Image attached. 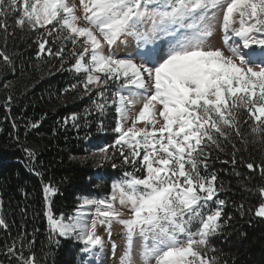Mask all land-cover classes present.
<instances>
[{
  "label": "snow or ice",
  "instance_id": "obj_1",
  "mask_svg": "<svg viewBox=\"0 0 264 264\" xmlns=\"http://www.w3.org/2000/svg\"><path fill=\"white\" fill-rule=\"evenodd\" d=\"M12 14L16 26L38 33L39 59H58L62 68L74 57L70 70L83 74L85 95L101 89L104 99L103 87L119 82L111 101L118 135L93 155L108 161L118 154L132 170L111 184L110 194L81 196L70 217L53 213L59 189L44 185L50 231L79 242V264H91L94 250L104 249L98 227L111 238L114 226L124 241L120 264H218L211 238L222 227L225 201L211 170L210 158L218 159L213 150L230 146L236 176L240 166L264 176V165L237 157L235 143H248L242 110L253 121L251 134L264 143V0H0L5 45V18ZM128 37L138 42L135 57H118L113 50ZM16 58L0 48L5 72H16ZM94 104L103 114L107 100ZM256 191L262 199L255 216L264 218V186ZM0 227L8 228L2 215ZM6 254L15 264H41L15 242Z\"/></svg>",
  "mask_w": 264,
  "mask_h": 264
},
{
  "label": "trees",
  "instance_id": "obj_2",
  "mask_svg": "<svg viewBox=\"0 0 264 264\" xmlns=\"http://www.w3.org/2000/svg\"><path fill=\"white\" fill-rule=\"evenodd\" d=\"M15 18L14 14L5 18L6 45L0 29V48L17 53L15 73L5 72L0 61V215L8 224L6 229L0 227V264H15L16 258L6 254L13 242L25 255L35 252L41 264H79V251L71 239L50 231L43 187L51 184L59 189L51 198L53 213L70 217L81 196L110 194L112 182L132 170L122 165L118 154L108 161L93 155L118 135L113 131L118 114L111 105L117 83L103 87L107 105L101 114L94 104L104 102L101 89L84 94L79 86L83 74L70 70L74 57H68L62 68L58 59H39L38 33L19 28ZM9 81L10 87H4ZM73 84L78 85L75 90ZM9 95L13 99L5 106ZM73 113L79 116L75 122L70 119ZM241 118L247 120L241 132L248 143L235 140L241 149L237 157L264 165V143L251 134L253 121L246 110ZM25 149L35 155L30 158ZM230 150V146L223 153L213 150L218 159L210 158L217 186L222 185L219 197L225 201L222 227L211 238L214 254L218 264H264V218L255 216L262 199L256 190L264 186V176L245 166L235 168L241 173L236 176Z\"/></svg>",
  "mask_w": 264,
  "mask_h": 264
},
{
  "label": "rangeland",
  "instance_id": "obj_3",
  "mask_svg": "<svg viewBox=\"0 0 264 264\" xmlns=\"http://www.w3.org/2000/svg\"><path fill=\"white\" fill-rule=\"evenodd\" d=\"M146 26L150 27V25H146ZM157 43L164 44L165 42L163 40H158ZM215 44L217 46H221V40H220L219 35H217L215 38ZM137 46H138V42L135 40V38L128 37L126 43L119 45L113 51L118 57H129V56L135 57V53L137 51ZM116 83L117 84H115L114 87L115 88L117 87V90H118L119 82H116ZM116 91L114 92L112 99L114 98ZM124 91L126 92V90H124ZM112 99H111V101H112ZM111 105L113 107H115L112 104V102H111ZM140 107H141V105H139V104L136 105V107L132 110L133 114H135V112L138 111ZM99 149L100 148H97L96 152H98ZM115 181H117V180H114L113 182H115ZM92 197H94V196H92ZM209 207H211V205H209ZM84 211L91 213L92 209H85ZM87 218L90 219L91 217L89 216ZM114 227L116 230L113 232V235L111 238L107 237V234L105 233V231L102 227H98V229H97L98 233L105 236V247L103 250H100V249L94 250L95 252L98 253V255L95 257H90L91 264H120V256H121V252L123 250L124 241L121 239L122 230H120L119 226H114ZM67 239H70V238H67ZM71 241L75 245V247L79 249V247H80L79 242L74 241L72 239H71ZM113 243L118 245V248L115 251L112 248ZM81 255L82 254L79 252V260L81 258Z\"/></svg>",
  "mask_w": 264,
  "mask_h": 264
}]
</instances>
